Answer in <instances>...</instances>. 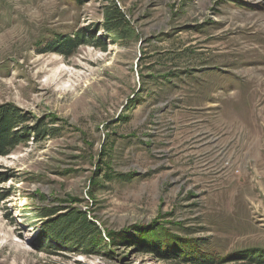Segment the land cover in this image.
I'll list each match as a JSON object with an SVG mask.
<instances>
[{
    "label": "rangeland",
    "instance_id": "374dc122",
    "mask_svg": "<svg viewBox=\"0 0 264 264\" xmlns=\"http://www.w3.org/2000/svg\"><path fill=\"white\" fill-rule=\"evenodd\" d=\"M0 104L53 130L0 157V264L264 252V0H0ZM71 212L87 248L45 239Z\"/></svg>",
    "mask_w": 264,
    "mask_h": 264
},
{
    "label": "trees",
    "instance_id": "16d2710c",
    "mask_svg": "<svg viewBox=\"0 0 264 264\" xmlns=\"http://www.w3.org/2000/svg\"><path fill=\"white\" fill-rule=\"evenodd\" d=\"M106 33L113 43H117L123 36V15L117 8H112L106 15ZM80 42L76 39H67L61 41L60 44L52 45L51 52L59 53L60 55H69L74 52ZM50 51V50H48ZM30 121V117L23 114L21 110L11 104H0V157L8 156L13 152L17 146L26 141L23 136L34 134L36 141H39L42 135L48 137L51 136L53 130H47L43 124H39L34 128H28L27 123ZM34 129L33 131H31ZM29 137V136H28ZM55 216L46 224L45 239H52L64 242L65 239L70 243L80 245V247L87 248L90 245V241L97 233L96 226L87 221L86 217L79 216L77 213L71 212L68 214H41V218H49ZM64 244V243H63ZM74 244V245H75ZM155 252V250H154ZM241 259L247 260L250 264H264V252L263 251H251L241 255ZM174 264H210L209 256H197L192 260H184L178 256H167Z\"/></svg>",
    "mask_w": 264,
    "mask_h": 264
}]
</instances>
